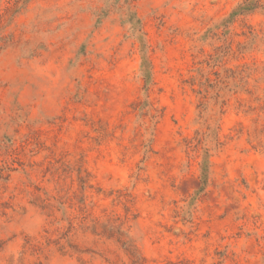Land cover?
<instances>
[{
	"label": "rangeland",
	"instance_id": "rangeland-1",
	"mask_svg": "<svg viewBox=\"0 0 264 264\" xmlns=\"http://www.w3.org/2000/svg\"><path fill=\"white\" fill-rule=\"evenodd\" d=\"M0 264H264V0H0Z\"/></svg>",
	"mask_w": 264,
	"mask_h": 264
}]
</instances>
